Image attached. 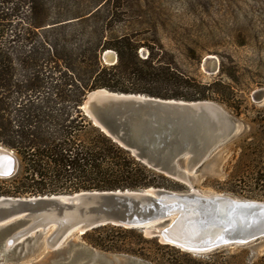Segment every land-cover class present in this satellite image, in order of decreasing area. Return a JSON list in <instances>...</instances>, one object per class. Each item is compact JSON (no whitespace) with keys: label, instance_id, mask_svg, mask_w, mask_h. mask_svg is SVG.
I'll list each match as a JSON object with an SVG mask.
<instances>
[{"label":"trees","instance_id":"16d2710c","mask_svg":"<svg viewBox=\"0 0 264 264\" xmlns=\"http://www.w3.org/2000/svg\"><path fill=\"white\" fill-rule=\"evenodd\" d=\"M59 1L0 0V145L20 160L15 177L0 179V197L171 186L172 179L138 161L100 128H86L90 121L81 108L88 94L107 89L220 102L229 108L231 98H221L220 81L203 84L185 73L159 38L150 44L134 33L109 36L114 28L132 24L123 17L122 0H62L70 5L86 3L87 8L74 18L53 19L50 2ZM71 31L83 32L80 43L68 38ZM107 51L117 53L116 65L104 63ZM229 90L234 95L233 88ZM238 142L245 145L237 161L244 169L239 178L247 175L248 182L264 192V130L253 136L244 132L228 146ZM82 240L88 247L149 264H249L251 260L246 251L197 259L147 238L142 230L112 225L94 229Z\"/></svg>","mask_w":264,"mask_h":264},{"label":"water","instance_id":"95a60500","mask_svg":"<svg viewBox=\"0 0 264 264\" xmlns=\"http://www.w3.org/2000/svg\"><path fill=\"white\" fill-rule=\"evenodd\" d=\"M109 57L115 60L110 62ZM103 60L116 65L118 55L107 51ZM216 60L211 56L205 60L215 63L214 73L219 71ZM81 109L96 128L138 161L188 185L240 130L237 119L212 101L98 89L88 94ZM19 169L15 152L0 145V179L15 177ZM108 225L142 230L163 245L207 256L264 244V201L204 194L194 188L178 192L153 187L2 196L0 264H149L88 247L80 240Z\"/></svg>","mask_w":264,"mask_h":264},{"label":"rangeland","instance_id":"374dc122","mask_svg":"<svg viewBox=\"0 0 264 264\" xmlns=\"http://www.w3.org/2000/svg\"><path fill=\"white\" fill-rule=\"evenodd\" d=\"M63 6L65 10L61 11ZM122 6L123 17L132 24L114 28L109 36L134 33L150 44L154 38H159L167 51L177 57L185 73L203 84L220 81V96L223 100L231 98L232 108L225 103H216L237 119L240 128L232 140L244 132L253 136L264 130V0H122ZM86 8V3L70 5L60 0L57 5H52L50 2L53 19L74 18ZM60 13L64 15L60 16ZM88 32H91L89 28ZM68 33L73 44L82 41L83 32ZM143 52L146 56L147 52ZM208 56L217 59L219 71L216 73L213 72L215 63L205 62ZM229 87L233 88L234 95L230 94ZM88 121L90 125L86 123V128H96L89 118ZM229 143L191 178V184L171 180L172 185L167 184L164 188L178 192L194 188L204 194L264 201V192L249 183L247 175L239 178L244 169H239L237 161L245 145L238 142L228 146ZM80 240L83 242L82 237ZM223 251L229 255L246 251L251 259L249 264H264L263 243L216 253ZM192 256L197 259L207 257Z\"/></svg>","mask_w":264,"mask_h":264},{"label":"bare ground","instance_id":"6f19581e","mask_svg":"<svg viewBox=\"0 0 264 264\" xmlns=\"http://www.w3.org/2000/svg\"><path fill=\"white\" fill-rule=\"evenodd\" d=\"M109 56H111V55H109ZM208 57H210V56H208ZM211 57H214V56H211ZM216 58V57H215ZM115 59H114V57H109V59H108V61H114Z\"/></svg>","mask_w":264,"mask_h":264}]
</instances>
